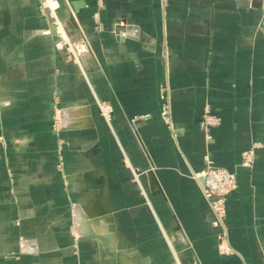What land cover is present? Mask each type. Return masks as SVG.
Wrapping results in <instances>:
<instances>
[{
    "label": "crops",
    "instance_id": "1",
    "mask_svg": "<svg viewBox=\"0 0 264 264\" xmlns=\"http://www.w3.org/2000/svg\"><path fill=\"white\" fill-rule=\"evenodd\" d=\"M57 16L0 0V264H264L263 0H66ZM59 22L89 41L80 63ZM206 154L238 175L222 227L196 178ZM74 208L92 236L69 231Z\"/></svg>",
    "mask_w": 264,
    "mask_h": 264
},
{
    "label": "built area",
    "instance_id": "2",
    "mask_svg": "<svg viewBox=\"0 0 264 264\" xmlns=\"http://www.w3.org/2000/svg\"><path fill=\"white\" fill-rule=\"evenodd\" d=\"M40 4L44 11H47L49 15L59 21L57 16V10L61 7L59 0H40ZM94 19L96 20L95 28L99 29L101 26L98 20V13L94 14ZM58 24L59 32L56 39V47L66 51L70 59L80 63L81 58L90 52L89 41L86 37L71 36L63 24H60V22ZM161 97V117L170 128H174L171 89L168 85L162 86ZM96 104L100 110V114L112 126L113 104L110 101L101 99H96ZM135 120L136 118L133 121ZM221 122V116L210 110L207 111L201 120V129L205 133V136L211 138L212 131L220 126ZM261 146V142L255 141L249 148L244 150L241 154L240 165L252 168L255 165L256 151ZM197 178L203 179L202 191L205 197L209 199L211 209L215 215L214 223L217 226H225L229 195L236 191L239 186L237 172L217 165L206 154L205 169L197 175ZM218 248L221 253L233 252V248L228 241L227 230L225 229L219 235Z\"/></svg>",
    "mask_w": 264,
    "mask_h": 264
},
{
    "label": "rangeland",
    "instance_id": "3",
    "mask_svg": "<svg viewBox=\"0 0 264 264\" xmlns=\"http://www.w3.org/2000/svg\"><path fill=\"white\" fill-rule=\"evenodd\" d=\"M264 2V1H263ZM74 61V60H73ZM98 99V98H97ZM57 113L55 114V122H54V125H53V128H54V130L55 131H59L60 129H62L64 126H65V124H63V119H62V117H61V115H59V117H57ZM57 166H58V168L59 169H62L63 168V162L61 161V162H59L58 164H57ZM68 178V177H67ZM196 178H197V176H196ZM102 214V212L100 211V212H97L96 214ZM103 213H104V211H103ZM72 214H73V217H72V224H71V226H70V228H69V231L70 230H72V231H70V232H72L73 234H75L74 236L75 237H77V236H86V237H88V235H93L92 233L90 234L87 230L85 231L83 228L85 227V226H83V224H82V222H81V220H78L77 221V219H78V217L76 216V208H74L73 210H72ZM95 214V213H94ZM92 221V220H91ZM98 222L101 224V225H104L105 224V222L104 221H102V220H98ZM95 224H96V222H94ZM98 223V224H99ZM215 226H217L215 223H213ZM97 242V244H98V246H100V243L98 242V241H96ZM102 248V247H101ZM101 251H102V254H101V256L102 257H104V256H106V254H105V250L102 248L101 249ZM134 253V252H133ZM130 254V253H129ZM114 256H116V258H117V255H114ZM130 256L133 258H131L132 260H133V263L132 264H138L139 263V257H138V253H134V254H130ZM179 257V259H180V256H178ZM118 258H120V256H118ZM105 260V259H104ZM102 261V262H104L105 263V261ZM120 260H121V258H120ZM120 262V261H119ZM181 264H185L186 262L184 261V262H180ZM179 263V264H180ZM109 264V263H108Z\"/></svg>",
    "mask_w": 264,
    "mask_h": 264
},
{
    "label": "water",
    "instance_id": "4",
    "mask_svg": "<svg viewBox=\"0 0 264 264\" xmlns=\"http://www.w3.org/2000/svg\"><path fill=\"white\" fill-rule=\"evenodd\" d=\"M61 7H66V0H59Z\"/></svg>",
    "mask_w": 264,
    "mask_h": 264
}]
</instances>
